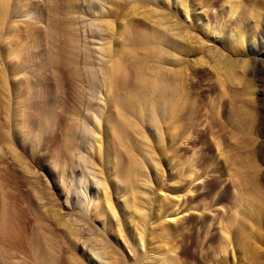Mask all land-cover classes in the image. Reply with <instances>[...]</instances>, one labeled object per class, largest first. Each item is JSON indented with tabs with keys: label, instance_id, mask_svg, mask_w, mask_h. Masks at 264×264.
<instances>
[{
	"label": "rangeland",
	"instance_id": "1",
	"mask_svg": "<svg viewBox=\"0 0 264 264\" xmlns=\"http://www.w3.org/2000/svg\"><path fill=\"white\" fill-rule=\"evenodd\" d=\"M225 1L187 0L190 3L187 17L184 18V15L180 13L178 21L181 24L179 25L180 28L189 30L190 34L197 40L196 47L194 45H192V49H190L191 46L188 47L190 53L193 54L194 52L191 50L196 51L198 49H202V51L219 49L220 40L223 42H226L227 38L231 40L229 36H235L239 31L240 43H237L238 38L232 39V42H235L240 49L245 51L253 44L255 41L254 26H245V23L249 19L248 7L252 6L254 0H240L237 11L229 17L227 16L228 5ZM257 1L254 12L255 10L261 11V0ZM20 2L17 4L19 7H23L21 12L5 18L0 36V71H3L0 74V214L3 215L0 216L5 220L7 226H5L7 230L4 228L5 232L25 241V243L21 241L24 244L23 248L25 247L23 250H28L31 247L30 243L39 242L38 247L42 249L47 247L46 250L39 248L43 255L53 254L47 252L52 250V247L50 249V245H47L50 242L48 240L47 243V236L50 240L51 237L54 238L53 247L56 245L61 247L60 241L63 239L61 242V244L63 243L62 247L64 246L61 247L62 250L56 246L61 251L52 250V252L55 251L54 254L58 255V262L61 260L57 264H72L71 255L68 258L69 254L73 253L72 255L76 256L78 253L82 257L80 259H83L84 248H80V246L75 248L72 244L70 245L69 241L72 236L71 239L63 238L66 234L63 226L64 221L70 226L72 224V228L74 225H76L74 228L78 227L80 223L79 229L81 231L78 228L76 231L81 236L85 234L84 238L88 235V239L94 241L95 235H97L96 238L100 237L99 239H101L102 231L109 234L108 238L110 239H107V242L109 241V244L114 247L113 251L116 254H113V257L115 256L114 258L118 260L119 258L122 259L119 260L120 263H127L131 260L132 255L134 258L141 257L145 248L140 247L139 238L126 224L127 220L133 217H128L125 223L123 221V229L121 228L120 234L115 233L109 228V219L100 217L95 211V197H89L93 196L94 181L98 180V176H93L96 174L93 171L96 172V169L101 166L100 162H104L102 155H104V150L109 144L112 156L117 158L115 160L119 159L118 162L125 165L122 170L121 167L117 168L114 178H124L127 183V178H130V173L133 171V180L137 181L135 191L138 194L141 193V196L139 194V201L135 202H139L137 204L139 207L142 204L140 209H147L145 212L151 217L154 215L155 208L150 198L154 200L158 194H166L168 196L166 203L173 205L172 190L179 188L182 191L188 186L189 171L197 178V181L194 182L196 186L199 185L197 189L196 186L193 187L194 184L190 185V190H195L192 196L189 198L187 197L188 194L181 196L178 205L174 207L178 210L177 213L181 212L179 216L183 215L179 223L182 235L176 240L177 244L180 245L179 252L182 251L179 253V264H211L217 260L221 261L220 258H223L224 255L228 256L232 250L240 251L242 235L239 233L243 226L240 218L243 219V217L240 215L242 213L238 212L240 213L238 215L235 211L238 207H241L239 210L250 207L253 208L256 220L264 219L257 212L264 208V149L260 150L259 147V142L264 140V128L260 124L261 113L255 93L258 89L256 76L248 70L244 71L241 79V83L244 82L247 86V89L244 90L241 83L237 86L228 83L222 71L217 77L215 71L210 67L213 64L210 56L203 57L207 61L205 65L192 64L191 68L196 70L195 74L198 78L190 74L191 69L188 70L183 87L185 94L182 96L181 108L176 118L178 123L175 121L177 127L180 126L175 131V128L172 129L175 124H172L173 120L171 122L169 119L165 107H168L166 102L169 101L172 90H167L168 93L165 92L166 95L168 94L167 99H165L166 96L161 97L164 101L162 107L155 106L156 108H153L151 104L153 103L151 102L152 95L149 97L151 100L147 98V107L143 110L138 105L139 103L136 104L137 100L135 106L133 105L125 111L118 108L116 104L127 98V100L132 99L137 91H141L143 88L141 86L144 85L147 78L152 80L148 72L150 68L154 69L156 65H160L158 67L161 68L162 65L169 66L168 69L172 68L170 62H173L176 56L172 53L173 56L171 54L166 55L167 52L171 51V47L165 46V48L168 47L165 49L162 45V47L159 46L160 44H157L158 46L153 44L152 47L149 45L152 49L156 47L153 51L160 57V61L163 60L162 63L152 64V66L154 65L153 68L147 66L148 64L150 66L151 63L144 64L146 68L143 66V70L149 69L144 71V75L143 71L142 74L136 72L135 64L131 58L132 60L125 61V70L115 80L114 83L116 84H110L108 75L105 74L108 66L112 63L109 54L107 55L109 33L102 28L103 21L101 23V19L104 18V9L107 10L108 8L107 0H20ZM130 2L132 3L131 0ZM167 2L160 0V4L163 3L166 10L175 9V6L172 7ZM142 4L146 5L145 2L136 0L135 8L141 11L144 9ZM73 5L74 8H72ZM69 7L74 9L73 12H70ZM117 15L119 14L114 15V18ZM138 17L132 16L131 22L134 24L131 23V28H133V34L140 36L144 33L143 30L147 25L144 26L141 21L142 18ZM199 17L203 18L205 24L203 28L199 27ZM116 19L118 20L119 17L117 16ZM114 23L116 24L115 30H118V21ZM29 26L30 28L32 26V30L33 27L36 28L32 31L34 34H31ZM147 30L151 31L150 28H146L147 34ZM3 33H5V38ZM4 39L7 42L3 41ZM103 48H106V50L104 49L106 53ZM162 49L168 51L163 52ZM162 55L163 57L166 55V58H163ZM28 57L27 66H24L23 63ZM126 57L130 58L131 56L127 55ZM126 57H124L125 60ZM164 59L166 60L164 61ZM133 68L135 69L133 70ZM168 69L166 68L167 71ZM150 72L153 73L154 71L151 70ZM136 74L137 76H135ZM138 74L144 75V77L147 74L149 76L145 77L143 83L144 77L139 78ZM148 79L147 82H150ZM141 82L143 85H140ZM114 85L117 86L114 87ZM112 86L113 95L110 92ZM221 86L226 88L227 95L225 97H221ZM158 94H154L156 97L154 96L153 99H157ZM134 99L135 97L133 101H135ZM149 100L150 108H148ZM119 131L122 132L121 137ZM185 131L188 133L189 139L183 143L180 142V139ZM97 136L103 140L101 144L103 145L102 155L101 153L96 154L95 148L90 149L91 146H96ZM125 148H127L126 151ZM131 150L133 151L130 156ZM101 157L102 160L100 161ZM130 158L132 160H129ZM93 160L98 163V165L95 164L99 168L93 166L94 164L92 165ZM79 162L82 166L78 165ZM84 165H87V168ZM102 167L104 168V165ZM101 169L100 171L104 173L105 170ZM89 170L93 171L89 172ZM89 180L91 183L93 182V186ZM113 180L112 177L108 176L114 193L116 186H112ZM82 185H85L87 190L81 189ZM155 190L157 193L154 192ZM145 195L151 197L147 199ZM118 198L121 199L118 196L113 201L118 204L117 214L119 213L120 218L123 219L125 209L122 210L119 206L127 201H120ZM143 205L145 206L143 207ZM204 206L207 209H204ZM131 212L135 218L136 212L134 210ZM134 218L132 219L133 222L135 221ZM166 219L168 221L170 218L167 217ZM91 220L93 221L91 222ZM244 220H246L245 217ZM88 226H92V229ZM225 226L230 229L229 239L231 241L227 252L221 248L224 244L221 236L224 233H221L225 231ZM259 228L258 232L263 234H260L263 239L260 237L258 239L261 241L255 239V246L264 252L262 250L264 249V228L261 230ZM158 229L157 227L154 228V231L156 230L154 235L159 231ZM205 230L214 236L211 242L205 241L203 243ZM159 234L160 240L167 238L161 233ZM39 235L41 242L40 240L36 241L39 239ZM161 235L162 237H160ZM32 236L35 238L30 240ZM44 238L46 244L43 243ZM124 238L125 241H122ZM64 239H66V243ZM34 240L35 243H32ZM95 242H91V244L99 249L97 242ZM64 243H68L69 246ZM109 244L108 248L111 250L112 247ZM134 244L137 245V250ZM200 245L203 246L204 251H202L206 253L204 258H199ZM56 247L55 249H57ZM68 247H72V252ZM114 249H117V252ZM135 251L141 256L135 255L138 254ZM14 253L17 259H20L21 253L19 251H14ZM107 259L102 258L97 262L109 264L110 261ZM83 260L87 261L85 257ZM154 261L152 264H159L158 262H160ZM87 263L91 264L90 262Z\"/></svg>",
	"mask_w": 264,
	"mask_h": 264
},
{
	"label": "bare ground",
	"instance_id": "2",
	"mask_svg": "<svg viewBox=\"0 0 264 264\" xmlns=\"http://www.w3.org/2000/svg\"><path fill=\"white\" fill-rule=\"evenodd\" d=\"M129 1L130 0H107V2L109 3L107 10H105L106 8L104 9V7L103 8L101 7L102 9H104V12H105L104 13V18L101 19V23L103 21L102 24H104L103 26H105V27L102 26V28L109 33V36H108L109 39H107V40H109V45L107 46V50H108L109 53L107 52V55L109 54V58L111 59L110 61L112 62L111 63L112 65L110 64L111 67H109L110 66L109 65L108 68H107V71L105 72V74L107 73V75H108L107 77L109 78L108 79L109 83L113 84L115 82V80L118 79V76L123 74L122 72H124L125 67H126L125 61H127V60H132L133 59V62L135 64V68H136V72L139 73V74H142L145 70L147 71V69L150 68V67L153 68L155 63L156 64L162 63L163 60L160 61L161 60L160 57H158L155 54V52H154L155 51L154 48H156V47H153V49H152V48L149 47V45L152 47L153 44L154 45L156 44V46H158L157 44H160L159 46L162 45L164 48H165V46L171 47L172 49H171L170 52H167L168 50L165 51V49L166 48L168 49V47H166L165 49H162V50H163V52L164 51L167 52L166 55H170L171 53L174 54L176 56V59H173L174 61L170 62V63H172V68L171 69H168L170 67L166 66V65H165L166 67L162 65V68L158 67L160 65H158V66L156 65L154 69L150 68V71L151 70L154 71L153 73L148 71L149 74L151 75V79L152 80L150 81L147 78V76H149L148 74L145 76L148 79V81H150V82H147V79L144 77L146 71L144 72L143 76H140L138 74V77L140 76L139 78L144 77L143 78V83L145 82L144 79H146V82L144 83V85L142 84V82L140 83V85H143V86H141V88L142 87L143 88L141 89V91H139V92L137 91L136 92L137 94L134 95V97H135L134 100L135 101H133L134 97H132V99L129 98V100H127L128 99L127 98L126 100H123V101L121 99H120L121 101H119V99H117L119 102L116 103L117 102L116 101L114 103L117 104L118 108H120L123 111L128 110L133 105L135 106V102L137 100L138 102L136 104L139 103L138 105H140V108L143 110L145 107H147L148 99L151 100V98L153 100V101L151 100V102H153V103H151L153 108L155 106L162 107L164 101L162 100L163 98H161V97L162 96H164V97L166 96L165 99H167V95L168 94L166 95L165 92L168 93L167 90H170V91L172 90L171 94H170L171 96L169 95L170 99L168 98L169 101L166 102L168 104V107L165 106V105L164 106L167 108L166 109L167 112H168L167 115H168L169 119L171 120V122L173 120L172 124H175V121H177L176 118H177L178 113H179L180 108H181V101H182L181 99H182V96H184V94H185V90H184L185 88L183 89V87H184V81H185V79H186V77L188 75V70L191 69L190 70L191 71L190 74H192L195 78H198L196 76V74H195L196 70L192 69L193 67L191 68L192 64L205 65V64H207V61L204 59L205 58L204 56H206V57L210 56L211 59H212V63H213L212 65H210V67L215 71V74L217 75V77L220 75V73L222 71V74H223L225 80L228 81V83H231V84H233L235 86L240 84L241 83V79L243 78L242 75L244 74L245 70L250 71L251 74L256 76V82H257V85H258V89H256L255 93L257 94L258 107H259L260 113H261V115H260V124L264 128V0H261V5H260L261 11L260 12L256 11V10L254 12V7L256 6V4L258 2L257 0H254V3L252 4V6L248 7V12H249V17L248 18L249 19H247V22L245 23V26H249V27H251L252 25L254 26L253 36L255 35V39H254L255 41H253V44H251L247 48L246 51L243 50V49H240L239 46L235 42H232V39L236 40L238 38V42L237 43H240L241 36H239V34H240V31H239V32H237V34H235V36H231V37L229 36V38L231 40H229L228 38L226 39V42H223V40H220L221 46L220 47L218 46L219 49L212 50V51L211 50L202 51V49L201 50L198 49L199 50L198 51V50L195 49L196 51L191 50V51L194 52L193 54L190 53V49H192V45L195 46V44L197 43V40L195 39V37L193 35L190 34L189 30H187L186 28H180L179 25H181V24L178 21V17H179L180 13H182V15H184V18L187 17L188 11L190 9V3L187 2V0H166V1L169 2V4L172 5V7L175 6V9H171V10H166L164 8V4L163 3H162V5L160 4V0H141L142 3H144V2L146 3V5L142 4V6H143L142 8H144V9H141V11H140V9L137 10V8H135L136 7L135 6L136 0H131L132 3L131 2L129 3ZM18 2H20V0H0V36H1V29L3 27L5 18L7 16L11 17L14 14L17 15L16 13L21 12L23 7H19V5L17 4ZM226 2H227V5H228L227 16L229 17V16L234 15L235 12L237 11V9L239 7V4H240V0H226L225 3ZM138 3H139V1H138ZM72 8H74V5H73ZM72 8H70L71 9L70 12H73L74 9H72ZM92 8H93V6H92ZM116 14H119L117 16L119 17L120 20L116 19L117 16H115L116 18H114V15H116ZM135 15L137 17L139 16L140 18H142L141 21L143 22L142 24L144 26L145 25L148 26V27L146 26L145 29L146 28H150L151 31H148L149 29L147 30L148 34H149V32H151L149 35L147 34V32H145V29L141 27L142 29H144L143 30L144 33L142 35H140V36H139V34L136 35L134 33L135 34V36H134V34L132 33L133 32V30H132L133 28H131V25H132L131 23H133V22H131V18H132V16H135ZM114 19H116V20H114ZM115 21H118V23H119L118 24V26H119L118 30H115V28H116V24L114 23ZM244 21H246V20H244ZM11 22H12V20H11ZM26 23H28V22H26ZM138 23H140V22H138ZM14 24H12V25H14ZM140 24H137V25H140ZM26 25H28V24H26ZM135 25H133V26H135ZM204 25L205 24H204L203 18L199 17V27L203 28ZM32 26H31V28L29 26V29H31V34H34V33H32V31L34 29H36V28L33 27V30H32ZM14 27H15V25H14ZM140 29H138V30H140ZM12 32H13V30L11 31V33ZM27 32H29V31L27 30ZM3 35H4L3 37L5 38V33H3ZM12 35H14V34H12ZM6 37H8V36L6 35ZM28 37H29V35H28ZM173 39H176V40L178 39V41H176V40L174 41ZM3 41L7 42V40H5V39ZM6 42H4V43H6ZM111 42L113 43V45H112ZM32 43H33V41H32ZM107 43H106V45H107ZM201 43H203V42H201ZM241 43H243V42H241ZM231 44L233 46H230ZM33 45H31V46H33ZM190 46H191V48H190ZM188 47L190 49H188ZM18 48H21V47H18ZM29 48H30V45H29ZM104 49L106 50V48H103V50ZM105 50H104V52H105ZM172 50H174L175 53L172 52ZM162 54H165V53H162ZM33 55H34V53H33ZM127 55H130L131 57L128 58V57H126ZM166 55H165V57H163V55H162V57L166 58ZM25 57H26V55H25ZM124 57H126V60H125ZM28 60H29V57L26 58V60L24 61V63H23L24 66H27ZM165 60L166 59H164V61ZM167 60H169V59H167ZM166 62H168V61H166ZM148 63H151V65L149 66ZM144 64L145 65L148 64L147 65L148 68L145 69V70H143V68L145 67ZM152 64H154V65L152 66ZM129 65H131V64L129 63ZM135 68H133V70ZM166 68L168 69V71L166 70ZM105 69H106V66H105ZM2 72L3 71H0V74ZM135 76H137V74ZM105 79L107 80V78H105ZM140 81H142V80H140ZM114 84H116V83H114ZM115 86H117V85H114V87ZM224 86H221V91H220L221 97H225L227 95V91L225 90L226 88H224ZM242 88H244V90L247 89V86H245L244 82L242 84ZM108 89H110V88H108ZM112 90H113V86H112V89L110 90L111 93H112ZM156 93H159L158 94L159 97L157 99L154 98L155 99L154 100L153 97L155 96L154 94H156ZM112 95H113V93H112ZM151 95H152V97H151ZM149 97H151V98H149ZM150 100L148 102V105L150 103ZM116 104H114V105H116ZM150 106L151 105H149L148 108H150ZM146 110H147V108H146ZM164 117H163V120H164ZM123 118H125V117L123 116ZM165 119H167V118H165ZM178 120H179V118H178ZM169 121H168V123H169ZM177 123H178V121H177ZM179 126L177 127V124H175V125H173V127L172 126L171 127H172V129L175 128L174 130L177 131ZM119 132L121 133V135H120V137H121L122 136V132L121 131H119ZM6 135H8V134H6ZM97 135L99 136V134H97ZM98 136H97V140L95 141L97 143L96 146H94L92 144L93 147L91 146L90 149L91 148L92 149L95 148L96 151L95 150H92V151H95L96 154H100L101 153V155H102V147H103V145H101V144L103 143L102 142L103 140L101 139V137H98ZM188 137H189V135L185 131L183 133V137L180 139L181 140L180 142L184 143L187 139H189ZM262 138H263V136H262ZM145 140H146V138H145ZM92 143H94V142H92ZM105 143L107 144V142H105ZM128 144H129V142H128ZM67 145H68V143H67ZM147 147H150V146L147 145ZM259 147H260V150L264 149V140H262V142H259ZM127 148L129 149V146ZM127 148H125V151H126ZM218 149H220V148L218 147ZM105 150H104V155H102L104 162L103 163L100 162V164H101V166L99 165L100 168L97 166L98 165L97 162H94V160L91 162L92 165L94 164L93 166H97L99 169L95 168L96 172L93 171V170H91V171L89 170V172L93 171V173H96V174L92 173L93 176L94 175L98 176L97 177L98 180L96 179V181H94L95 183H94V187L93 188H94L95 191L93 193V196H89V197H95L96 203H94L95 200L93 202L95 211L100 215V217H103V218L107 217L109 219V222H110L109 228L113 232L118 233V234L121 233V231H122L121 228L123 229V226H122L123 225V221L125 223L128 217H133L134 218V216H132V212H131V210H134V212H136L135 216L137 218L136 217L134 218L135 219L134 222L132 221L133 218L132 219L129 218L130 220H127L126 224H127L128 227H130L131 231L134 232V235L136 234V237L139 238L138 244H140V247L145 248L143 253H142V256H141V254H139L138 252L135 251L136 253H138V254H135V255H138V256L140 255L141 257L134 258V257H132L133 256L132 255L131 256V260L128 261L127 263L123 262V264H152V262L154 260H156L154 262H158V261L162 262V263L158 262L159 264H179V253H181L182 251L180 250V252H179L180 245L177 244L176 240H177V237L182 235L181 230L179 229V227H180L179 223H180V220L183 218V215L179 216V214L181 212L177 213L178 210L174 209V207L178 205V202H179L181 196H184L185 194H188V196H187L188 198L192 196V193L195 190L191 191L190 190V185L194 184V182L197 181V178L194 177V175L192 174L191 171L188 172L189 174L187 173L188 174V179H189L188 186L185 187V189L182 190V191H180L179 188L178 189L175 188V189L172 190L173 198H174V203H172L173 205L166 203L167 202V198H168V196L166 194H164V195H159L158 194L156 196V198L153 197L154 196L153 195L152 197L155 198V199L152 200L150 198V201H153L152 203H154V208H155L154 210L155 211H154V215L151 217V216H149V214L147 212H145L147 209H144V210H143V208H141L142 210L140 209L142 204L139 207L137 205L139 202L138 203L135 202V201H139V194L141 196V193L138 194L137 191H135L137 189V188L135 189V187H136L135 184L137 183V181L135 182V180H133V176H132L133 171H132V173H130L131 174L130 178H127V180H128L127 183L125 182L124 178H122V179H120L121 177L118 178V179L114 178V175L116 174L115 171L117 170V168L121 167V170H122V167L125 166V165L122 162L119 163L118 162L119 159L115 160L116 156L115 157L112 156V154L110 152L111 148H110L109 144L107 145V148ZM92 151H91V154L93 153ZM132 151L133 150H131V152L128 151V152H130L129 153L130 156H131ZM92 156H94V155H92ZM102 157H101L100 161L102 160ZM220 157H221V155H220ZM225 157H227V156H225ZM128 158H129V156H128ZM131 158L129 160H132ZM137 161H138V159H137ZM95 163H97V165ZM224 164H225V162H224ZM78 165L82 166L80 164V162L78 163ZM103 165H104V168L102 167ZM215 165H217V164H215ZM82 168H84V167H82ZM101 168H103L105 170L104 173H103V171L102 172L100 171ZM103 169H101V170H103ZM214 169L215 170L217 169L216 166H215ZM97 170H99V171H97ZM235 170H233V172ZM89 175H87V176L89 177ZM231 175H232V173H231ZM108 176H110V177H112L114 179L113 180L114 184L112 183L113 184L112 186H116V187H114V190H115L114 193H113V190L111 189V185H110V183L108 181ZM134 178H135V176H134ZM136 179H137V177H136ZM85 181L87 182V180H85ZM82 182H84V181H82ZM89 182H90V180H89ZM143 183H145V182H143ZM175 183H177V182H175ZM152 184H153V182H152ZM195 184H194L193 187L196 186ZM91 185L93 186V182L91 183ZM143 186H145V185H143ZM198 186H196V189H197ZM85 188H86V186L82 185L81 189H85ZM81 189H80V191H81ZM62 190H63V188H62ZM85 190H87V189H85ZM150 190H152V189H150ZM156 190L154 191L155 193H157ZM77 191H78V189H77ZM236 191H239V190H236ZM82 192H83V190H82ZM236 193L238 194L239 192H236ZM205 194H206V192H205ZM239 195L241 196V194H239ZM78 196H79V194H78ZM118 196L121 198V199L118 198L120 201L121 200L122 201H125V200L127 201L126 203H124V204L119 206V207H121L120 209H122V210L125 209L124 215L122 214L124 216L123 219L120 218L121 216H119V213L117 214V205L118 204L115 201H113V199L115 200V198H117ZM145 197H147V199H148L151 196H149V195L146 196L145 195ZM141 201L143 202V200H141ZM141 201H140V203H141ZM144 206L145 205H143V207ZM240 208L238 207V209L235 212L242 213V214L238 213V215L240 214L243 217V219L240 218V220H242V225L243 226H242V229H240L241 231L239 233V234L242 235V236L240 235L242 237L241 241H240L241 250L237 251V252L235 250H232L231 254H228V256L224 255L223 258H220V259H222L221 261L220 260H217V261L214 260L215 262H211V264H264V252L260 251L258 246H255L256 245L255 239H258L261 236L260 234H262V233L258 232V228L259 227H263L264 228V219L257 218L259 220H256V218L254 216V213H253V210H252L253 208L249 207L248 209H245V210H239ZM204 209H207V208L204 206ZM184 211H186V210H184ZM257 212H258V214L260 216L262 215L263 218H264V208H261ZM200 213L202 214V211H200ZM0 215L2 216L3 214H0ZM203 215H204V213H203ZM163 217H165V218L162 219ZM167 217L170 218V219H168V221L166 219ZM244 217H245L246 220H244ZM97 218H98V216H97ZM97 218H95V219H97ZM82 219H83V217H82ZM84 219H85V217H84ZM86 219L88 220V218H86ZM152 219H154V221L151 222ZM235 219H236V217H235ZM92 221L93 220H91V222ZM65 222L66 221H64L63 228H65V230H66L65 233L66 234H64L63 238H70L72 236V239L70 238L71 239L70 241L68 239V241L70 242V245L72 244L75 248L79 247V246H80V248L81 247L84 248V254L83 255L87 259V261L85 260L86 263H84V264H88L87 262H90L91 264H99L100 262L99 261L97 262V260H99V259L101 260L102 258H108L109 261H110V262L108 261L109 264H122V263L119 262L120 258L118 260L117 258H114L115 256L113 257V254H116L113 251L114 247L111 246L112 244L111 245L109 244V241L107 242V239L108 240L110 239V238H108L109 234L104 233V231H102L103 230L102 228H101L102 230L101 229L100 230L104 234L101 233L102 234L101 235V239H99L100 238L99 236H98L99 238H96L97 235H95L93 233L96 236V237L93 236L94 237V241H96L98 246H99L98 247L99 249H97L96 247H94L91 244V242H94L93 239L92 240L88 239V237H87L88 235L86 236L87 238L86 237L84 238L83 236L85 234L83 236H81V234L76 231V228H78V230L81 231V229H79L80 223H79L78 227H76V228H74V226H76V225H74L75 224L74 223L73 224L74 226L72 228V224L70 226L69 223L65 224ZM135 223H136V225H135ZM61 224H62V222L60 223V226H61ZM5 226H6L5 220H3L2 217H1L0 218V264H57V263H59L61 261V260L59 262L57 261L59 259V258L57 259L58 255H55L56 253L54 254V252L59 250L57 247H59L61 249L62 244H63V243L61 244V242H62L63 239L60 241L61 247L59 245L58 246L56 245L57 247L56 246L55 247L57 249H55V247H53V245L55 244V243L53 244V239L54 238L51 237V240H50V239H48L49 236L46 235L48 237V238L45 237L47 239V243L50 241L49 244H47V245H50V249L52 247V250H55V251H53V252H52V250L51 251H47L48 253L49 252L53 253L52 255L50 253H49V255H43V254L40 253L41 251L39 250V248H41V247H38V245H39L38 243L39 242H36L37 246H35L36 244H31L30 243L31 247L28 250L26 249L27 251L23 250V249H25V247L23 248L24 244L21 243L22 240L19 237H17V236L8 235V232H5L7 230V228H6L7 226L6 227ZM81 226H83V225H81ZM124 226H125V224H124ZM88 227L91 228L92 226H88ZM156 227L159 228L158 229L159 231L157 233L158 234L161 233L162 235H164L168 239L167 238H163L162 240H160L161 238L159 239L157 233H156V235H154L155 231H156V230L154 231V228H156ZM4 228H6V230H4ZM263 228H259V229L261 230ZM83 230L84 229H82V231ZM89 230H87V231H89ZM229 230H230L229 227L225 226V231L221 233V234L224 233L223 235H221L223 237V243H224L221 246V248L225 252L228 251L227 248L230 247V245H231V241L229 239ZM3 231L5 233H7V234H5ZM89 232H91V230ZM98 233H100V232H98ZM65 235H67V237H65ZM162 235L160 237H162ZM34 236L36 237V235H34ZM44 236H45V234H44ZM121 236H124V235H121ZM35 237H33V236L30 237V240H32V238H35ZM213 237H214L213 235H211L209 232L206 231V233H205V235L203 237V243H205V241H210L211 242L213 240ZM37 238H38V235H37ZM45 238L43 240L44 241L43 243H45ZM95 239H97V240H95ZM261 239H263V238H261ZM28 240H29V238H28ZM37 240H40V242H41L40 235H39V239H36V241ZM65 240L66 239H64V242H65ZM127 240L129 241V239H127ZM122 241H125V238ZM259 241H261V240H259ZM22 242L25 243V241H22ZM28 242L26 243L27 245H28ZM129 242H127V243H129ZM132 242H133V240H132ZM262 242H263V240H262ZM32 243H35V240ZM43 243H41V244H43ZM106 243H108L112 247L111 250H110V248H108V244H106ZM112 243H113V245H115L114 242H112ZM56 244H59V243L56 242ZM65 245L69 246L68 243L65 244ZM127 245L130 246L129 244H127ZM134 245H136V244H134ZM95 246H97V245H95ZM135 247H136V250H137V245ZM46 248L43 247L44 250H46ZM68 248H70L71 252H72V247H68ZM43 249L41 248V250H43ZM48 249H49V247H48ZM70 249H68L69 252H70ZM61 250H59V251H61ZM202 250H203V246L200 245L199 258H204L205 254H206V253L203 252L204 250L203 251ZM262 250L264 251V249H262ZM14 251L15 252L19 251V253H21L20 259H17V256L14 255L15 254ZM59 251H57V252H59ZM220 251L223 252L222 250H220ZM115 252H117V249L115 250ZM120 252H118V253L120 254ZM48 253H45V254H48ZM66 253L68 254V251ZM64 254H62V255H64ZM72 254L73 253L69 254V256H68V258H69L70 255H71L72 262H71L70 259H68V260L72 264H83V262H85L83 260L84 257H83V259H80L82 257H80L81 255H79L78 253H77L78 256L77 255L73 256ZM74 254H75V252H74ZM20 260H22V261L20 262ZM80 260H83V261H80ZM64 261H66V260H64ZM61 263H63V262H61Z\"/></svg>",
	"mask_w": 264,
	"mask_h": 264
}]
</instances>
